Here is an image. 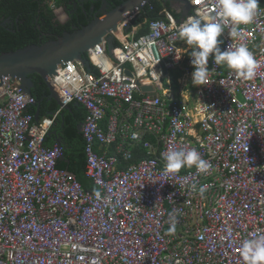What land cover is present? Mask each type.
<instances>
[{
  "label": "built area",
  "instance_id": "1",
  "mask_svg": "<svg viewBox=\"0 0 264 264\" xmlns=\"http://www.w3.org/2000/svg\"><path fill=\"white\" fill-rule=\"evenodd\" d=\"M188 1L191 14L177 20L166 12L137 37V11L124 19L109 62L100 45L90 51L97 73L78 61L57 67L52 81L61 102L85 109L90 188L57 167V141L45 145L52 118L35 121L28 109L36 99L0 78V264H244L242 243L264 236V0L236 38L216 0ZM205 9L224 24L221 50L246 45L256 74L245 80L209 59L210 83L177 101L162 77L180 69L182 82L192 80L178 28ZM137 79L164 97L141 91ZM169 149H195L212 167L166 172ZM170 216L175 233L166 235ZM119 244L133 250L127 262Z\"/></svg>",
  "mask_w": 264,
  "mask_h": 264
},
{
  "label": "clouds",
  "instance_id": "2",
  "mask_svg": "<svg viewBox=\"0 0 264 264\" xmlns=\"http://www.w3.org/2000/svg\"><path fill=\"white\" fill-rule=\"evenodd\" d=\"M51 4H52L51 7L54 11V5L52 2H51ZM258 5H259V0H216L215 7H216V9H218V15L224 21V24H230L231 25L230 30L228 32L229 36L231 38H236L239 35L238 26L241 24H245V25L249 24L256 17ZM56 8H57V6H56ZM90 9H91V7H90ZM191 10L192 9H190L188 11V13L185 15V17L188 14H191V12H192ZM98 11H99V9H98ZM55 12L56 11H54V13ZM135 12L136 11H134V13ZM162 12L164 15V18H162V19H167L166 12H169L171 14V12L167 9L162 10ZM97 14H99V13H97ZM136 14H134V15H136ZM66 15H67V13H66ZM128 17H130V16H127L126 18H128ZM185 17H181V19H183ZM181 19H177V20H181ZM60 20L64 21L62 18H60ZM131 21L132 22L134 21L133 16H132ZM132 22H131V25H133ZM60 23H64V22H60ZM139 23H137V24H139ZM224 24L215 22V17L208 18V12L205 9L203 11L197 10L194 15L188 16L187 19L178 28L179 39L184 41L190 49V54H189L191 57L190 62L194 67V71L191 74L193 85H207L210 83L209 79H208V77H209L208 62H209L210 56H212L213 63L215 65H217V66L226 65L228 67V69L235 72L239 78H243L245 80H251L255 77V74H256L255 69L257 66V62H256L253 54L249 51V49L247 48L246 45L240 44L238 46L227 47L226 50H223V51L221 50L220 44L222 43V41L219 40L218 37H220L222 32L224 31ZM74 26H76V25H74ZM72 29H73V27H72ZM43 33H45V32L43 31ZM48 40H50V39H48ZM96 45H100L101 47H103V52L105 53V60L107 62H109L110 58L112 59L114 57V52H113V57H111L107 53L106 46L103 43L96 44ZM96 45H94L92 48H90L86 52L87 56L90 59V67L94 66L95 70L97 69V67H96V64H94L93 61L91 60L90 51L92 49H94V47ZM115 47H116V45H115ZM74 61H77V60H74ZM128 66L131 67V65H128ZM83 69L87 72L93 73L92 71H89L90 68L87 70L83 67ZM126 69H129V68H126ZM131 69L132 68L129 69L130 72H131ZM96 73H97V70H96ZM131 75H132V72H131ZM131 75H129V76H131ZM137 80H139V79H137ZM140 83H141V81H140ZM143 85L154 86L153 83H150V82L148 84H143ZM138 87H139V85H138ZM157 88L158 87H155V89H157ZM139 89H140V87H139ZM147 92L150 94V91H147ZM70 103H68V104H70ZM72 103H73V101H72ZM75 103L79 104L78 102H75ZM61 104L66 105V104H63L62 102H61ZM34 113H35V111H34ZM46 118H48V117L43 118L41 120V122ZM34 120L37 121L35 119V114H34ZM81 122L82 121H80V123ZM78 126H79V124H78ZM80 127H81V125H80ZM79 130H80V128H79ZM80 132H81V130H80ZM48 137L49 136H47V138ZM57 139H55L54 142L57 141ZM59 142H57V143L60 146L61 151H62V154H61L59 159H62L63 158V145L61 146L59 144ZM61 143H62V141H61ZM84 152H85V149H84ZM162 159L165 162V171L169 172V173H178L181 170V168H184V167H187V168L195 167L198 173L207 174L208 171L212 167L210 161L203 159L201 157V155L195 149H191V150L169 149L165 153H162ZM85 164H86V153H85ZM62 169H64V168H62ZM66 171L72 173L68 169H66ZM72 174L74 175V173H72ZM84 175H85V165H84ZM86 178H88V177L86 176ZM89 181H90V179H89ZM90 184H91V182H90ZM90 187H91V185H90ZM90 187H87V188H90ZM193 187H195V186H193ZM206 190H207V188L205 186H201L199 189V192L202 195ZM170 219L173 222L170 225V227L168 228V230L166 231V233H165L166 235H173L175 233V224L177 222L176 218L170 216ZM118 248L120 250H124L126 252V262L128 261V259L132 258L134 253H133L131 246H124V245L119 244ZM240 255L242 257L244 264H264V236L245 240L241 245Z\"/></svg>",
  "mask_w": 264,
  "mask_h": 264
},
{
  "label": "trees",
  "instance_id": "3",
  "mask_svg": "<svg viewBox=\"0 0 264 264\" xmlns=\"http://www.w3.org/2000/svg\"><path fill=\"white\" fill-rule=\"evenodd\" d=\"M49 1L0 0V52L14 50L29 43H41L54 38L64 30L71 31V24L74 22L77 24L76 26H80L90 20L89 16L80 13L81 23H77V19H73L67 23H60L55 19L54 11ZM67 1L56 0V5L67 4ZM119 1L113 0L116 3ZM99 6L98 1L95 3V7L93 5L91 10L97 8V13H100L98 11ZM85 8H87L86 5ZM164 9L169 10L176 19H181V15L173 11L174 9L168 2L164 4L160 0H151L143 14L132 22V24L142 23L140 28L137 29L135 36L137 37L148 31V22L151 19L164 18L162 12ZM84 16L85 18H83ZM6 17H9V23L2 24L1 18L5 19ZM118 44L119 42L115 40L114 45L117 46ZM89 71L96 73L94 66H91ZM30 76L33 81L32 95L36 100H39L44 93L45 84L38 74H31ZM71 103L69 104L70 108L60 109L59 114L62 115V121L57 122L55 133L45 140V145H52L57 138L62 141L63 158L57 160V167L68 169L74 173L83 187L87 188L91 184L89 179L84 175L85 141L78 128V124L84 118L85 109L80 103L77 107H72ZM58 109L59 105L53 99L46 100V98H42L40 101L41 115L45 111L55 112ZM28 111L34 114L35 106H31ZM137 154L140 156L141 152H137Z\"/></svg>",
  "mask_w": 264,
  "mask_h": 264
},
{
  "label": "water",
  "instance_id": "4",
  "mask_svg": "<svg viewBox=\"0 0 264 264\" xmlns=\"http://www.w3.org/2000/svg\"><path fill=\"white\" fill-rule=\"evenodd\" d=\"M151 0H120L109 8L102 0L99 6V14H95L87 23L80 26H73L71 31L65 30L55 38L41 43H29L14 50L0 52V78L9 76L17 81L18 87L29 96L32 95L33 81L31 74H38L45 84L44 93L41 99L36 100L34 106L35 119L39 116L40 101L53 99L62 108L69 107V104L62 105L59 94L52 82L57 67H61L67 61L77 60L85 69L90 68V59L86 52L96 44L103 43L107 53L113 57L115 48V33L119 30L120 23L127 17L138 11L133 19L139 18L145 11L146 5ZM166 2L175 9L180 7L185 12L193 8L188 0H160ZM91 8L93 7L90 6ZM223 40L222 36L218 37ZM125 73L131 75L129 69ZM141 91H150L155 96V87L143 85L136 81ZM46 90V91H45ZM51 114L52 111H46ZM79 123V128H80ZM54 133L51 129L48 136ZM60 140L57 139V142ZM59 144L62 146L61 141Z\"/></svg>",
  "mask_w": 264,
  "mask_h": 264
},
{
  "label": "crops",
  "instance_id": "5",
  "mask_svg": "<svg viewBox=\"0 0 264 264\" xmlns=\"http://www.w3.org/2000/svg\"><path fill=\"white\" fill-rule=\"evenodd\" d=\"M49 2H52L54 5V11H56L54 13V15H58L59 18H62L64 20L67 15H66V12L63 10V7L61 6L62 4L56 5V0H50ZM50 6H52V4H50ZM56 6H57V8H56ZM175 7L173 8L174 9L173 11L180 14L181 17H185V15L188 13V12H185L184 10H182L180 7H177V9H175ZM171 15H173V14L171 13ZM173 17L176 19V17L174 15H173ZM140 26L138 28H140ZM180 45L182 48H188V46L186 45V43L184 41H181ZM184 52L186 54L189 53L188 50H186ZM209 59L211 60L212 56H210ZM180 75H181V70L175 69V70L170 71L167 76H163L162 77L163 88H170V90H171L170 93L173 95L174 99H176L177 101H181V100L189 101V99H191L192 96L194 99L195 98V89H196L197 85H193L191 79H189L185 82H182V78L180 77ZM155 92H156L155 95H158L161 98L164 97L162 88H157L155 90ZM77 105L78 104H76L75 102L71 103L72 107L73 106L77 107ZM60 107L61 106L59 105V109H58L59 111H60V109H62V107L61 108ZM67 108H70V107H67ZM67 108H64V109H67ZM35 110H36V107H35ZM59 111H57V110L55 112L52 111L51 114L46 113V111H45V113L43 115H41L40 107H39V116L37 118V122L41 123V120L45 117L52 118L53 124L51 125V128L55 133L56 127H57V122L62 121V115L59 114L60 113ZM54 133H51V134H54ZM96 149L100 151L99 147H96Z\"/></svg>",
  "mask_w": 264,
  "mask_h": 264
},
{
  "label": "flooded vegetation",
  "instance_id": "6",
  "mask_svg": "<svg viewBox=\"0 0 264 264\" xmlns=\"http://www.w3.org/2000/svg\"><path fill=\"white\" fill-rule=\"evenodd\" d=\"M99 1V4L102 0H68L67 4H62L61 6L63 7V10L67 13L66 18L64 21H61L58 15H55V18L59 20L60 22L67 23L73 19H77V23H81V16L80 13L89 16L88 18L91 19L94 17L95 14H97L96 9L91 10L90 6L94 5L95 3ZM107 6L111 8L116 2H113V0H105ZM71 3V4H70ZM85 5L87 8H85ZM85 18V16L83 17ZM2 24H7L9 23V17H6L5 19L1 18ZM77 25L75 22L71 24V28Z\"/></svg>",
  "mask_w": 264,
  "mask_h": 264
},
{
  "label": "rangeland",
  "instance_id": "7",
  "mask_svg": "<svg viewBox=\"0 0 264 264\" xmlns=\"http://www.w3.org/2000/svg\"><path fill=\"white\" fill-rule=\"evenodd\" d=\"M172 71V70H171ZM97 151V149H95Z\"/></svg>",
  "mask_w": 264,
  "mask_h": 264
}]
</instances>
